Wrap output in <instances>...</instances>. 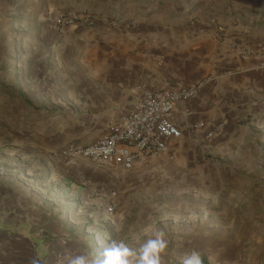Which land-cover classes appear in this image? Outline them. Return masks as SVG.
<instances>
[{"label": "crops", "instance_id": "0c3cea01", "mask_svg": "<svg viewBox=\"0 0 264 264\" xmlns=\"http://www.w3.org/2000/svg\"><path fill=\"white\" fill-rule=\"evenodd\" d=\"M11 3H27L29 18L37 17L41 26L35 34L37 46L29 44L23 63L35 69L34 74L44 69L39 77L45 86L44 110L53 118L46 135L52 148L45 145L43 150L57 151V158L52 157L40 172L47 179L43 190L34 187L38 194L32 205L24 163L21 173L11 176L15 184L0 178V264H60L66 250L73 255L95 254L111 242L109 236L95 238L96 231L108 224H78L79 204H84L81 212L94 210L96 204L99 215L112 219L99 195L96 201L89 200L87 189L95 194L93 189L102 188L86 184V179L98 186L104 185L100 182L121 185L126 182L120 169L126 170L85 159L67 167L58 155L71 144L97 139L133 111L145 92L198 84V95L178 102L173 114L183 137L170 144L167 154L131 170L147 164L152 169L172 166L183 181L173 187L184 190L188 202H173L169 224L150 230L146 224H131V232L121 236L135 247L163 229L174 264L192 250L202 255L205 264L240 259L242 245L264 230V2H0ZM68 12H78L87 22L56 28L54 16ZM241 50L251 56H241ZM59 82L63 87L58 91ZM220 125L223 131L216 134ZM82 186L86 188L81 190ZM121 204L117 197L116 209ZM95 215L90 216L98 220ZM189 224L222 226L215 240L202 234V226ZM259 243L264 244V236ZM254 259L252 264H264V245Z\"/></svg>", "mask_w": 264, "mask_h": 264}, {"label": "rangeland", "instance_id": "374dc122", "mask_svg": "<svg viewBox=\"0 0 264 264\" xmlns=\"http://www.w3.org/2000/svg\"><path fill=\"white\" fill-rule=\"evenodd\" d=\"M263 2L264 0H259V4ZM11 5L0 4V178L9 185L15 184L16 181L11 182V176L17 173L19 175L24 163V168L28 169L26 170V177L29 178L27 188L31 190L32 205L34 194H38L34 187L43 190V184L47 179L40 172L48 165L52 157L57 158V151L50 149L49 152H44L43 150L45 145L52 148L51 141L46 139V135L53 118L52 112L46 114L44 110L43 88L45 86L39 79L43 76L40 73L44 72V69H41L39 74H34L35 69L32 67L27 69L23 63V54L30 50L29 44H37L35 34H37L36 31L41 30V26L37 17L29 18L27 9L30 6H27V3L25 6L22 3ZM70 13L72 12L66 14ZM74 13L83 17L78 12ZM54 17L56 19L57 15ZM61 83L58 84V91L63 87ZM48 134L51 135V133ZM150 167V164H147L143 169L131 172L120 169L119 174L124 176L126 182L121 185L116 182H100L104 185L98 186L96 182L86 179V184L94 188L116 191L119 201L122 202V208L118 207L112 219L107 220L102 214L99 215L100 206L95 204L94 210L88 209L86 212V209H83L82 213L80 208L84 204L81 203L78 224H108L107 228L101 227L96 231L99 234L95 235V238L106 239L109 236L113 240L123 239L121 234L130 233L131 224H146L147 230L156 225L162 227L169 224L173 220L172 213L175 211L173 202L175 200L188 202V195L184 190L173 187L180 186L183 181L172 166L163 164L157 169ZM84 188L86 186H82L81 190ZM87 191L91 196L89 200L96 201L99 198L90 189ZM46 195L48 199L51 198L50 193ZM45 202L43 205H46ZM91 214H98V220L94 216L91 217ZM114 224H123V226L118 229ZM189 225L202 226V234L215 240L222 226V224ZM196 229L194 228V231ZM263 236L264 230L257 231L256 237L251 242L242 245L241 258L231 264H252V260H255L254 257L264 245L259 243ZM253 243H257V246H252Z\"/></svg>", "mask_w": 264, "mask_h": 264}, {"label": "built area", "instance_id": "2783aa9c", "mask_svg": "<svg viewBox=\"0 0 264 264\" xmlns=\"http://www.w3.org/2000/svg\"><path fill=\"white\" fill-rule=\"evenodd\" d=\"M86 22V19L74 12L62 13L56 17L55 26L58 29L71 28ZM240 55L250 57L251 53L241 50ZM200 86H177L145 92L133 111L121 116L89 144L67 146L58 155L59 160L67 167H75L80 159H85L100 166H119L131 171L149 159L162 157L168 153L173 141L183 137V132L173 122L176 104L195 98ZM222 131L223 125H220L216 134ZM93 191L105 202V214L113 217L118 193L107 189Z\"/></svg>", "mask_w": 264, "mask_h": 264}, {"label": "clouds", "instance_id": "9594fccd", "mask_svg": "<svg viewBox=\"0 0 264 264\" xmlns=\"http://www.w3.org/2000/svg\"><path fill=\"white\" fill-rule=\"evenodd\" d=\"M170 243L163 229L155 230L138 246L123 239L112 240L95 254L73 255L66 250L60 264H174L168 256ZM165 257H168L166 261ZM180 264H205L202 255L192 250L180 258Z\"/></svg>", "mask_w": 264, "mask_h": 264}]
</instances>
